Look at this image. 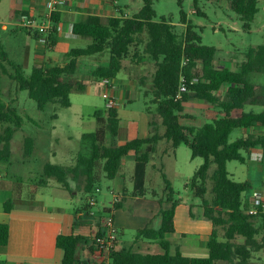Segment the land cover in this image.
Masks as SVG:
<instances>
[{"label": "trees", "instance_id": "1", "mask_svg": "<svg viewBox=\"0 0 264 264\" xmlns=\"http://www.w3.org/2000/svg\"><path fill=\"white\" fill-rule=\"evenodd\" d=\"M192 1L194 12L199 14V0ZM141 2L140 9L130 17L103 19L89 15L84 21L74 23L72 34L89 38L91 42L85 48H72L66 52V60L62 64L33 66L27 77L24 76L22 65L11 61L0 45V70L15 83L18 91L27 92L39 110L46 104L69 107V94L86 89V83L74 77L78 57L107 51V64L98 66L93 71V76L101 80L109 79L114 78L122 69V60L128 56L130 47L142 46L141 54L137 53L136 49L132 56L137 59V63L147 58L155 63L150 91L159 122L153 119L148 121V137L134 138L117 145V109L95 111V129L81 136L89 143V156L77 159V163L83 166V190L86 194L91 193L100 178L99 171L106 179H113L117 175L121 158L129 151H134L136 161L147 163L154 155L155 144L159 141L167 143L163 154H173L175 149L183 144L190 150L191 158L202 159V163L193 171L185 186L199 199L202 216L211 223L212 229L206 241V257H184L178 251L170 253V244L166 237L174 231L173 216L177 202L174 201L175 192L171 182L159 170L163 182L162 199L159 203L165 205L160 210V226L153 229L145 225L137 229L135 241H155L163 249V253H139L131 251V248H110V264H255L254 254L264 251V215L248 214L250 200L244 197V193L250 191L251 184L248 181L234 180L226 165L232 160L245 163L254 147H260L261 157L264 159V132L258 135L247 134L232 142L228 141L229 134L235 128L246 129L259 124L264 129V110L258 113L241 111L238 115L231 114L232 111L242 110L245 105L258 104L255 97L256 87L248 81V76L254 72H264V44L247 49L238 71L225 67L217 68L214 65L215 48L201 43L200 35L181 8L182 0H177L179 22L185 26L182 34L175 33L169 18L154 20L155 13L150 0ZM228 3L230 9L238 15L242 28L249 31L257 11V0H229ZM16 12L10 10V17ZM21 13L29 15L25 10ZM55 14L52 18V32L48 36V51L56 44L58 38V17ZM182 79L185 91L179 92ZM225 85L226 90L219 95L218 92ZM192 98L217 105L221 109V115L199 128L182 124L180 119L189 118L184 114L183 105ZM261 105L264 106V103ZM0 123L6 124L0 135V163H4L9 160L10 141L14 130L21 127L22 117L13 106L5 104L1 98ZM106 138L109 140L108 144ZM32 145V139L27 138L25 155L31 154ZM212 165L214 169L209 174ZM76 173V166L45 163L41 176L33 185H45L46 180L53 179L60 187L73 193L68 187L67 176L72 174L73 177ZM208 181L211 183L209 198L206 196ZM12 207L11 200L4 203L6 212H10ZM114 207L119 208L120 204L115 203ZM219 230L222 231L221 236ZM8 237V224L0 222V246L7 244ZM89 242L88 250L92 251L96 246L93 239L90 241L87 237L74 234L57 235L55 246L63 253L60 264H85L80 260L78 252Z\"/></svg>", "mask_w": 264, "mask_h": 264}, {"label": "rangeland", "instance_id": "2", "mask_svg": "<svg viewBox=\"0 0 264 264\" xmlns=\"http://www.w3.org/2000/svg\"><path fill=\"white\" fill-rule=\"evenodd\" d=\"M228 1L199 0L197 3L199 14L194 12L192 0H182L181 8L186 14L187 20L200 35L201 43L215 48L216 67H227L234 71L239 69V65L244 59V53L250 46L264 44V0H257V11L250 23L249 31L242 28L238 15L230 9ZM150 2L155 13L154 20L159 21L161 17L169 18L175 33H183L185 26L179 22L177 0H150ZM120 3H124V1L122 0ZM9 7L10 0H0V20L8 19ZM69 28L70 25L67 30L64 29L63 37L56 44L53 52L39 48L37 42L32 38H27L23 33L12 34L11 26L8 27V30L0 29V45L3 46L11 61L22 65L24 76L27 77L33 66L62 64L66 60L64 56L66 51L72 48H85L91 42L89 38L72 35ZM21 45L28 49L26 58H23L22 53L18 52V47ZM136 49L137 53L141 54L142 46L130 47L128 56L122 60V69L117 73L115 83L116 91L125 89V83L122 81L124 75L126 80L130 81L128 86H133L131 89L132 101H118L120 103V118L123 123L132 122L140 126L146 116L148 121L153 119L157 122H159V117L155 112L156 106L152 101L153 97L150 91L155 63L149 58L137 63V59L132 56ZM107 62V51L78 57L74 77L83 80L86 83V89L83 92L69 94V107L46 104L42 110L37 108L36 103L28 97L26 91H18L15 83L0 70V98L5 104L13 106L18 115L22 117L21 127L14 130L10 141L9 160L0 164L2 174L7 176L1 180L9 181L11 178L14 184H18L16 194H23L22 201L24 202L25 194L32 193V184L41 176L45 163L76 166L77 173L75 176L73 175L74 178L72 174L67 176L68 187L75 192L74 195L60 187L55 180L48 179L45 182L49 185L39 191L42 196L36 197L45 203L46 209L52 208V211L42 212L41 215L57 219L65 232H70V228L74 232H79L78 228L72 224L73 217L78 208L84 204L85 197L90 196L84 193L85 181L84 175L81 174L83 166L76 160L77 156L88 154L89 143L83 140L81 135L95 129L94 112L106 109L108 92L102 86L101 79L93 76V71L97 66L106 65ZM7 68L10 70V67L7 66ZM248 81L256 85L255 97L258 104L245 105L242 111L258 113L262 111L261 103H264V72L249 75ZM223 89L218 92L220 95L224 92ZM183 108L184 114L191 118H182L181 123L195 128L210 123L213 118L221 114L217 105L197 99L188 100L184 103ZM4 127L6 124L0 123V135L3 133ZM148 128L150 129L149 124ZM242 133V128L233 129L228 136V141H234L241 137ZM27 138H31L33 141L29 156L24 153ZM252 156V159L249 157L250 160L257 161L259 155ZM164 162L162 172L172 184L175 192L174 200L177 201L181 198L190 201L191 191L184 187V176L188 175L189 168L202 162V159L199 157L192 159L190 150L182 144L177 150L176 161L166 158ZM156 163L158 164V160ZM226 167L235 180H245L247 172L245 164L232 160L227 162ZM213 169L212 165L209 174L213 172ZM99 170L101 169L99 168ZM261 171H264V161L262 160L259 167V172ZM122 173L124 174L123 178L121 177ZM99 174L101 176L102 172L99 171ZM116 182L123 184L127 191L121 207L115 210L118 221L124 220V225L118 223L120 231L118 245L119 248H131L134 244L136 230L144 226L141 220L144 218L146 210L149 214L147 221L150 218L153 199L156 200V195L161 193L160 188H163V182L159 172L156 173L149 165L135 161L133 151H130L122 158L121 166L114 180L102 178L97 184L101 192L93 195V198L96 199V206L92 208L94 212L98 213V207L109 203L108 201L111 200L109 189H112ZM258 184L261 188L259 193L264 198V174H261ZM210 186L211 183L208 181L206 195L208 198L210 197ZM69 197H72V200ZM157 201L159 200L157 199L156 203ZM57 207L58 211L54 210ZM38 211L41 210L27 208L20 204L14 212L16 215L29 216L39 214ZM142 214L143 217L140 216ZM83 219L91 221L92 216ZM195 228H197V224L194 230H196ZM187 231L189 232L188 237L194 232L192 228H188ZM221 233L222 231L219 230L220 236ZM238 241L241 240L238 239ZM85 254H87L86 249ZM253 261L255 264H264V251L254 254Z\"/></svg>", "mask_w": 264, "mask_h": 264}, {"label": "crops", "instance_id": "3", "mask_svg": "<svg viewBox=\"0 0 264 264\" xmlns=\"http://www.w3.org/2000/svg\"><path fill=\"white\" fill-rule=\"evenodd\" d=\"M43 1L44 0H10V7L8 11L13 10V11H17L16 13H21V11L25 10L28 11L29 15L38 16L40 12H42ZM120 1L122 0H64V4L59 7L58 11L55 14L58 17L56 28L60 30V32L57 33L58 38L56 44L63 37L64 29L67 30L70 25L69 30L71 32L72 25L74 23L84 21L86 17L89 15H96L101 18H109V17H117V16L130 17L134 13H136L142 5L141 0H123L124 3H120ZM16 13H14L12 17H10L8 12V19L0 20V29L8 30V27L11 26L12 34L16 35L23 33L27 38H32L36 42L35 36L31 32L25 30L24 28L16 24L15 19H13V16L15 17ZM56 44L49 51L53 52ZM21 46L18 47L19 48L18 52L22 53L23 58H26L28 56V49L23 45ZM234 71H238V70H234ZM255 73L260 74L262 72H254L251 73L250 75ZM113 79L115 81L116 76ZM122 81H124L126 88L121 90L119 89L114 94L116 98H118L117 101L119 102L123 100L127 102H131L132 101L131 89L133 86H128V84H130V81L128 82L124 75L122 76ZM226 88L227 86L225 85L220 89V91L222 89L225 91ZM192 99L194 100V98ZM261 107L262 110H264V106L261 105ZM116 109L119 115L118 130L115 140L117 145H122L125 142L134 138H146L150 135L147 116L140 126H137L132 122L123 123L120 118V103ZM241 111L242 110L232 111L231 114L238 115ZM189 118H191V116H189ZM262 132H264V129H262V127L259 126V124H254L249 128L243 129L242 136H245L246 134L258 135L261 134ZM106 143L107 144L109 143L108 138H106ZM166 146L167 143H165V141H159L157 144H155L154 155L150 158V160L147 163H144L147 166L149 165V167L152 170H154L156 173L159 172V170L163 171V166L165 164L164 159L172 158L173 160L176 161L177 150L180 147V145L175 149L173 154L171 153L163 154V150L165 149ZM133 154L135 159L134 151ZM252 155H259L257 161L255 160V162H252V160H250V158L252 159L253 157ZM88 156H89V148H88V154L86 156H77V159L79 157H88ZM121 160H120V166H121ZM156 160H158V164L156 163ZM261 160L264 161V159H262L261 157L260 147H254L250 150V153L247 156L245 163H243L246 165L247 168V172L245 173L246 178L243 181H248L251 184L250 191L244 193V197L246 199L252 193L256 191L257 192L261 191V188L258 184L259 179L261 178V174H264V171L259 172ZM201 163L202 162H200L199 164H195L194 166L189 168L188 175L184 176L185 188L189 189L185 185L187 181L190 179L193 171ZM0 175L1 178L7 177L6 175L2 174L1 169H0ZM230 175L233 178V175L232 174ZM123 176L124 174L122 173L121 177L123 178ZM1 178H0V222L8 224L9 237L7 244L4 246H0V262H3L4 264H60L63 253L60 249H57L55 246V239L57 235L60 234L81 235L89 238V240L91 241L94 235L103 232V228L101 227V219L106 214L111 215L113 217L114 223L118 230L117 238L110 248L121 249L119 248L118 245L119 235H120V231L118 229L119 227L118 223L124 225V220L120 219V221H118L117 218L118 215L115 214V210L121 207L122 201L127 191L123 186V184H120V182H116L113 188L109 189L111 200L108 201L109 202L108 204L106 205L103 204L102 206L98 207L97 208L98 213H96L92 209L93 207L96 206V199L93 198V195L96 194L97 192L98 193L101 192V189L97 187V184L102 178H105L104 174L102 173L97 183L94 184L91 193L88 194L90 196L85 197L84 204L80 206V208H78L77 212L73 217L72 224L73 226H76L78 228L79 232H74L72 228H70V232H65L60 222L57 219H53L52 217L48 218L41 215L42 212L46 211L48 213L52 211L51 207L46 209L45 203L42 200H38L36 198L37 196H42V194L39 193L40 189L48 186L49 184L46 183L45 185H41V186H34L32 184V188H31L32 193L25 194L24 197H26V200L23 202L22 201L23 194L21 195L16 194V189L18 187V184H14L11 178L9 181L7 180L2 181ZM114 178L111 180H114ZM162 189L163 188H160L161 193L159 195H156V200L158 199L159 201H161ZM74 193L75 192L73 191V193L70 194L74 195ZM140 193L142 194L143 192ZM191 196L192 197L190 198V201L188 200L185 201L182 200L181 198L177 200L178 202L174 200L177 202L174 208V216H173L174 231L171 234H169L166 237V239L170 244L169 246L170 253H174L178 251L184 257H206L208 255V250L206 248V241L209 237L212 226L211 223L202 216V208L200 207V201L198 198L194 196L192 191H191ZM69 198H71L72 200V197ZM8 200H11L13 204V207L10 212H6L4 210V203ZM91 200L94 201L93 205L89 204ZM153 200L154 201H153L152 209L150 210V218L147 221V217H149V214H148V210H146L144 214V218H142L141 221H143L142 223L144 224V226L149 225L153 229H157L160 226V222H161L160 210L161 207H164L165 205L163 203L160 205L159 201H157L156 203V200L155 199ZM115 203H119L120 207L115 208L114 207ZM20 204H23L27 208H34L37 210L39 209L41 211H38L39 214H34L29 216L24 214L16 215L14 211L16 207L20 206ZM54 210L58 211V207ZM88 216H92L91 221H89L88 219L86 220L83 219L84 217L88 218ZM140 216L143 217V214ZM196 224H197V228H195L196 230H194ZM188 228H192L194 231L191 233L190 237L187 236L189 233L187 231ZM89 246H90V242L78 252V256L82 262H84L85 264H110L108 258L109 250H100L97 246H94V250L91 251L88 250ZM85 249L87 254H85ZM131 251L139 252V253H151V254L163 253V249L160 247V245L157 242L146 239H139L136 241L134 240V244L133 246H131ZM216 264H223V263L217 262Z\"/></svg>", "mask_w": 264, "mask_h": 264}, {"label": "built area", "instance_id": "4", "mask_svg": "<svg viewBox=\"0 0 264 264\" xmlns=\"http://www.w3.org/2000/svg\"><path fill=\"white\" fill-rule=\"evenodd\" d=\"M64 4V0H44L42 12L38 16L25 15L22 13H16L15 22L20 27L31 32L36 39L39 48L46 49L48 45V36L52 32L53 27V14L56 13L61 5ZM57 33L60 32L56 28ZM102 86L107 90L108 97L105 104V108H117L119 103L115 96L117 90V85L113 78L102 79ZM185 91V84L183 79L180 82L179 92ZM250 207L248 209V214L250 215H264V198L261 197L259 192H254L249 195ZM90 205L94 204L91 200ZM101 227L103 232L101 235H94L92 238L96 246L100 250H109L117 238L118 230L114 223L113 217L111 215H105L101 219Z\"/></svg>", "mask_w": 264, "mask_h": 264}]
</instances>
